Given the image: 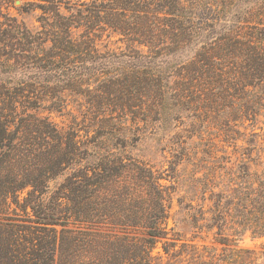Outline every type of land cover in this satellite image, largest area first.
<instances>
[{
    "label": "trees",
    "instance_id": "trees-1",
    "mask_svg": "<svg viewBox=\"0 0 264 264\" xmlns=\"http://www.w3.org/2000/svg\"><path fill=\"white\" fill-rule=\"evenodd\" d=\"M101 1L108 3L111 15L119 17L109 24L115 32L152 50L159 47L163 50L174 43L183 46L189 40L188 34L206 28H218L220 34L210 37L211 41L202 40L194 59L190 60L193 66H182L178 74L180 85L170 91L168 83L162 82L166 78H156L154 74L156 89L144 85L150 75L143 74L137 66L128 67L127 73L116 72L107 78L104 76L109 72L101 71L103 74L93 79L100 51L90 37L75 36L71 16H64L38 32L11 23L0 28V54L5 56L1 64L8 65L11 57H16L23 64L30 63L51 73L53 78L46 83L57 81L54 85L21 81L16 86H0V99L4 105L9 104L11 110L5 113L4 107L0 112V207L3 210L4 205L9 204V197H16L27 187L31 188L29 194H44L49 180L68 169L76 157L84 161L95 155L97 159L86 161L78 177L85 185L105 186L106 201L113 207L123 204L124 211L123 214L101 212L98 190L80 199L70 191L69 213L65 215L59 242L61 264H76L79 242H95L101 264H152L154 248L166 237L164 225L168 218L165 203L168 194L161 178L133 158L129 162L122 161L110 149L102 154L76 148L71 136L65 137L49 117L18 116L15 112L19 105L30 104L33 99L49 101L50 112L60 110L64 100L59 92L65 89L83 95L93 93L96 99L88 100L89 103L96 106L97 111H112L110 113L119 109L126 111V108L133 112L136 106L141 108L140 104L145 103L144 96L157 94L162 105L172 98L176 100L178 111L186 109L195 119L201 113L195 108L196 103H207L206 110H211L208 103L219 98L226 105L224 118L240 121L239 125L247 128L264 115V0H165L164 4L163 0ZM4 33L11 37H4ZM99 97L101 100L97 99ZM137 117L133 121L138 124ZM146 119L141 117V120ZM113 128L119 132L123 127ZM105 132L113 133L110 129ZM261 161H257L255 168L241 163L239 180L232 182L233 186L218 185L206 175L194 176L198 185H211L205 190L202 187L201 200L213 202V207L209 210L201 207L198 213L190 215L191 224L197 230L206 228L212 232L219 244H234L233 259L240 258V250L251 251L250 248L237 249V239L248 233L252 239L264 237V161ZM121 187L125 188L122 194L114 190ZM112 190L115 192L110 194ZM186 213L184 210V215ZM73 215L75 221L70 222ZM107 216L113 217L112 225L124 235H104L81 228L83 224L94 227ZM71 223L78 224V228L69 227ZM57 245L55 235L49 242V254L43 264H55ZM25 251L7 242L0 250V264H29L23 256Z\"/></svg>",
    "mask_w": 264,
    "mask_h": 264
},
{
    "label": "rangeland",
    "instance_id": "rangeland-1",
    "mask_svg": "<svg viewBox=\"0 0 264 264\" xmlns=\"http://www.w3.org/2000/svg\"><path fill=\"white\" fill-rule=\"evenodd\" d=\"M107 6L108 3L101 0H0V28L11 23L24 25L31 31L38 32L43 31L48 24L62 20L64 16H71L75 36L90 37L100 51L95 63L98 69L92 72L93 79L103 74L101 71L109 72L104 76L107 78L116 72L127 73L128 67L137 66L143 74L150 75L145 79L144 85L156 89L154 76L166 78L162 82L168 83L170 91L178 88V74L182 72V66H193L189 64L190 60L194 59L202 40L211 41L210 37L220 34L218 28H206L188 34L189 40L183 46L174 43L163 50L160 47L152 50L131 40L129 36L115 32L109 24L119 20V17L111 15ZM3 36L11 37L5 33ZM4 57L0 54V60ZM17 60L18 58L11 57L8 65H3L0 61V86H16L21 81L40 85L53 78L51 73ZM56 82L51 83L50 80L48 83L54 85ZM59 93L64 100V107L60 110L50 112L49 101L35 102L33 99L29 101L30 104L26 103L28 105H19L15 113L18 116L32 114L38 118L49 117L65 137L71 136L76 148H88L90 152L96 150L102 154L110 149L122 161L129 162L133 158L161 178L168 194L165 202L168 218L164 225L166 237L154 248L152 264H264V237L252 239L248 233L237 239V249L250 248L251 251L240 250V258L233 259L234 244L215 242L212 232L206 228L197 230L193 227L190 216L198 213L201 207L209 210L213 204L209 200H201L203 189H209L211 185H198L194 176L206 175V178L218 185L225 183L226 186H233L232 182L239 180L237 176L243 168L241 163L255 168L257 161H264V115L254 124L251 122L246 126L247 129L239 125L240 121L224 118V110L227 109L219 98L208 103L211 110H206L207 103H196L195 108H199L201 113L195 119L194 114L186 109L178 111V106L174 104L176 100L172 98L162 105L157 94L149 98L144 96L145 103L140 104L141 108L136 106L133 112L126 108V111L119 109L110 113L112 111H97L96 106L89 103L88 100L96 99L93 93L83 95L70 89ZM97 99L101 100L100 97ZM210 100L213 101L212 97ZM4 107L5 113H11L9 104L4 105L0 99L1 113ZM110 116L115 118H109ZM135 116H138V124L133 121ZM143 116L147 117L145 121L141 120ZM233 116L237 118V115H232V118ZM114 126L123 128L118 132ZM109 129L112 134L105 132ZM88 158L80 161L76 157V161L68 169L49 180L44 194H29L31 188L27 187L16 197L8 198L9 204L4 205L3 210L0 207V250L7 242L12 243L20 246L22 251L26 250L23 256L27 257L29 264H43L49 254V242L56 235L58 245L55 264H61L59 242L62 239L65 215L69 213L70 191L80 199L81 196H88L98 190L101 197L99 202H102L101 212L123 214V204L113 207L104 198L105 193H108L105 186L91 187L81 182L78 175L83 171L86 161L97 159L95 155ZM197 171L199 173L196 175ZM73 187L75 189L71 190ZM114 190L122 194L125 188ZM144 193L146 195L145 190ZM72 204L71 201V208ZM112 218L107 216L94 227L83 224L81 228L104 235H124V232L112 225ZM69 220L74 222L75 216H71ZM77 226L78 224L73 223L69 225L73 228H78ZM76 264H101L95 242H79Z\"/></svg>",
    "mask_w": 264,
    "mask_h": 264
}]
</instances>
